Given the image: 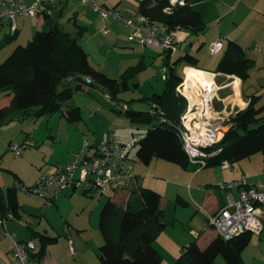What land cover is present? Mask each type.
Listing matches in <instances>:
<instances>
[{"label":"rangeland","instance_id":"rangeland-1","mask_svg":"<svg viewBox=\"0 0 264 264\" xmlns=\"http://www.w3.org/2000/svg\"><path fill=\"white\" fill-rule=\"evenodd\" d=\"M96 1L99 5L119 10L124 18L133 16L134 19H137L140 16L137 9L140 0ZM220 1L212 0L204 5L206 30L198 35L192 34L187 41L183 40L179 43L177 56L172 58L173 60L185 54H191L200 59L203 69L216 71L217 64L223 54L212 56L209 45L215 39L220 38L224 39L225 43L227 39L237 40L239 44L247 48L249 54L253 53L255 57H260L263 60L264 52L260 53L261 51L256 48L260 47L264 50V13L262 11L264 0L258 4H256L257 0H253L252 3L236 0L237 4L226 3L225 6ZM92 7L91 3L71 0L65 8L64 19L60 17L58 22L65 28H67L65 25L67 22L68 26L73 27L74 19L70 11L78 10V15L83 23L82 32L74 36L79 37L80 43L89 54L90 62L96 70L106 73L109 78L117 79V81L128 80L129 89L121 91L116 97H113L99 85L85 83L83 86L88 88L91 94L84 92L85 90L76 92L74 97L63 107L65 113L68 110V105L82 108L83 119L81 121L75 124L68 123L61 111L37 118L34 113L38 109H34L32 115H27L25 119L15 118L14 121L0 128V186L5 193L6 203H8L7 190L10 186L14 187L17 184L24 186L16 189L18 203L22 206L23 219L21 221L8 220V232L15 235L16 238L26 240L29 239V227L33 229L47 228L50 229L49 233L58 237L59 240L58 244H52L47 248L46 263L36 262L34 264H101L99 248L103 245L104 239L99 231V217L102 205L107 202L110 196L115 195L114 192L110 191L103 195L100 193L85 195L83 194L84 187L80 186L73 195L72 188H65L58 195H55V189L43 190L37 194L27 192L26 187L37 185L36 183L42 177H51L57 167L66 165L73 160L75 155L82 151L86 139L91 146L90 152H92L96 144L102 145L111 140L127 143L131 139L140 138L141 130L144 127L138 128L131 124L125 113L126 106H130L134 111H149L151 104L140 99L151 96L159 90V87L165 85L162 78V69L165 66L163 58L150 49L142 53L139 46L131 44L127 39L129 31L124 22L110 18L106 25L109 33L103 32L102 17ZM231 8L234 9V14H231ZM37 22V19L31 18L18 20V27L22 28L20 30L22 34L19 35L18 40L3 48L0 53V64L17 46L26 45L32 39L33 34L39 30ZM52 23L54 22L52 21ZM255 26L263 29L261 36L255 34ZM27 29L32 32L28 38L23 35ZM13 35L15 34L10 31V27H6L0 33V42L9 40ZM139 65H141V71H137ZM257 81L258 73L255 70L254 76L247 80L245 88L248 90L254 87L255 91L257 90L261 106V104L264 105V87H261L264 83L258 84ZM134 82L139 83L138 88ZM76 84L66 81L60 89ZM1 104L2 101H0ZM228 120L229 118L226 121ZM228 129L229 123L226 122L219 133L224 135ZM222 134L218 135L220 140L223 137ZM12 145L20 146L21 155L19 157L15 155ZM137 149L136 146L135 152ZM136 165L140 168H137ZM232 166L243 170L249 182L260 180L264 182V154L254 155ZM133 167L140 181H145L146 188L150 187L147 186L149 184H154L150 187L154 189L158 186H167L168 193H163L165 201L174 202L178 194L188 199L190 194L187 182L183 178L187 176V172L182 170L181 166L166 160L154 159L150 165L134 161ZM10 170L17 173L23 181L17 179L14 174L9 172ZM179 171L181 172L179 173ZM203 171H214L220 178L230 173V171L222 170V167L206 168ZM157 179L161 182H156ZM218 183L217 181L210 185L209 189L214 192L222 191L221 185L224 183ZM156 184L157 187H155ZM178 184H181L183 189ZM53 195L55 197L51 201L52 206H47V198ZM260 206L264 209V205ZM168 212L171 215V219H169L171 221L174 212L172 210ZM173 215L177 218V223L167 227V232H169L164 231L157 238L164 244H170L172 238L177 235H182L188 243L193 242L195 234L190 231L193 230L200 237V233L211 228L208 226L203 212L195 205V201H192L189 208L178 207L176 214ZM207 238L206 234L199 238L198 242L205 244L208 241ZM10 241L9 238L0 239V264H6L8 256L6 252L7 248L11 246ZM158 243L155 242L164 254H162V264H175L180 253L173 259L170 251L159 246ZM188 243H184V245ZM36 244L39 247L40 241L37 240ZM72 247L76 248V251H73ZM183 250L181 249L180 252ZM243 258L246 264H264V233L260 237L253 236V241L243 252ZM50 260L54 263H50ZM217 262L218 264H227L222 256L218 257Z\"/></svg>","mask_w":264,"mask_h":264},{"label":"trees","instance_id":"trees-1","mask_svg":"<svg viewBox=\"0 0 264 264\" xmlns=\"http://www.w3.org/2000/svg\"><path fill=\"white\" fill-rule=\"evenodd\" d=\"M208 1L210 0H184L183 5L172 6L170 0H143L139 5V14L148 17L152 22L164 23L171 28L180 27L198 35L206 30L207 25L204 13L196 6ZM167 8H171L172 12L165 13ZM14 41L16 36L1 41L0 53ZM162 55L169 69L165 79V91L162 94L155 93L147 99L142 98L151 104L149 111H134L126 106L125 113L131 123L146 128L143 136L134 139L135 147H138V161L149 165L156 158L188 168L192 163L185 153L181 116L186 112L188 102L176 91L182 82L177 69L184 65L197 68L200 59L185 54L178 57L172 65L168 63L171 53L162 52ZM253 65L254 60L248 58L246 50L239 43L227 40L217 71L228 76H238L245 81L250 77L249 72ZM86 78H90L91 83H87ZM66 81L77 84L60 89ZM85 83L99 85L113 97L130 87L128 80L117 81L96 70L77 37L65 33L57 26L36 32L26 45L17 46L0 64V93L12 95L11 103L0 108V128L15 118L25 119L27 115H32L34 109H38L34 113L37 118L61 111L68 123L79 122L82 119L80 107L68 105L66 113L63 107L76 92L84 90ZM259 98L252 97L246 109L229 119L232 128L224 132V136L213 147L207 149L210 152H220L208 159L205 165H196L197 169L221 167L224 162L231 165L254 155L264 154V105L257 106ZM17 188V185L8 188L6 203L5 193L0 187V218L11 211L15 220L20 218V206L15 197ZM77 189L73 187L72 193ZM88 193L83 190V194ZM114 197L110 196L102 205L99 217V231L104 239L99 248L101 264H162L163 255L155 247V240L169 223L166 222V213L161 208L160 192L140 188L139 191H134L124 206ZM173 203L176 208L190 205L181 196ZM174 219L173 217L170 222ZM254 235L252 232H244L236 238L225 240L218 234L203 247L195 240L184 247L175 264H218L219 256L227 264H245L243 252L251 244ZM38 236L34 235V238H39L41 249L34 258L42 261L46 247L57 244L58 238L45 234Z\"/></svg>","mask_w":264,"mask_h":264},{"label":"built area","instance_id":"built-area-1","mask_svg":"<svg viewBox=\"0 0 264 264\" xmlns=\"http://www.w3.org/2000/svg\"><path fill=\"white\" fill-rule=\"evenodd\" d=\"M59 0H0V25L7 21L10 31L14 34L18 30L17 23L20 17L35 18L50 11ZM91 3L92 8L98 11L104 23L105 33H109L106 23L112 18L124 22L127 26L129 40L141 46H155L162 52L174 53L177 51L178 38L183 31L180 27L171 28L164 23H155L148 17L140 14L137 19L124 18L119 10L110 9L99 5L96 0H82ZM172 6L183 5L184 0H170ZM165 13H171L167 8ZM225 49L224 39H216L209 45L211 55H219ZM168 67L162 69V77L168 76ZM86 78L87 83H91ZM184 84L179 85L177 93L184 95ZM210 98L203 103L195 105L191 114L182 117V139L185 153L192 164L203 166L208 159L217 156L219 150L210 152L207 149L213 147L218 141L219 132L227 119L221 117H210L207 114L212 110L211 92ZM15 155H21V148L12 145ZM135 149V140L120 143L111 140L102 145H95L92 152L88 140L85 141L82 151L78 152L74 159L66 165L56 168L51 177H42L34 188L26 187L27 192L41 193L43 190L55 189V195L61 193L65 188L84 187L89 193L105 194L110 191H121L133 187L136 175L133 167L132 154ZM230 163L224 162L223 168H230ZM17 187H24L19 186ZM221 188L226 192L224 206L216 213L209 215V225L213 227L225 240L236 238L244 232H252L261 235L264 231V222L261 218L260 205L264 204V183L262 181L249 182L240 179L224 183ZM241 189L239 197L236 198L233 190ZM55 195L47 198L46 205L52 206L51 201ZM0 239L9 236L7 230L8 220H13L12 211L0 218ZM196 236V233H194ZM197 237V236H196ZM13 238V236H11ZM11 263L10 264H34V255L39 252L36 241H20L12 239Z\"/></svg>","mask_w":264,"mask_h":264},{"label":"crops","instance_id":"crops-1","mask_svg":"<svg viewBox=\"0 0 264 264\" xmlns=\"http://www.w3.org/2000/svg\"><path fill=\"white\" fill-rule=\"evenodd\" d=\"M142 1L143 0H140L138 2V4H137V7H138L137 9L138 10H139V5L141 4ZM153 1H156V0H153ZM210 1H212V0H210ZM239 1H241V0H238V2ZM242 1L245 2V3H246V1H248L249 3H252L253 2V0H242ZM261 1H263V0H257L256 4H258ZM70 2H71V0H59L57 2V4L56 5H53L51 7L50 11L47 12L46 14L40 15V16L35 17V18H31V19H37L38 20V22H37V27H39V30L38 31L48 30L51 27L57 26L58 28H60L65 33H70L73 37H76L74 35H76L77 33L82 32L81 28H82L83 23L81 21L80 16L78 15L79 14V11L78 10L77 11H75V10L70 11V13L72 14V18L74 19L73 27L72 26H68V22H67L65 24L67 28H65V26H62V24L60 22H58V18L61 17V19H64L65 8H67V6L70 4ZM220 2L224 6L226 5V3H231L233 5L237 4V1L236 0H221ZM206 3H204V4L201 3L200 5L196 6L197 8H199L200 11H202L204 13V20H205V9H204L205 7H204V5ZM231 9H232V13L231 14H234V12H235L234 9L233 8H231ZM262 11L264 13V9ZM23 18H26V17H20L19 19H23ZM69 18H70V16H69ZM129 18H133V16H130ZM52 21L54 23H52ZM263 21H264V18H263ZM7 23L8 22L5 21L4 23H2L0 25V33L6 27H9V24H7ZM106 25H107V23H106ZM17 26H18V23H17ZM125 26H126V24H125ZM20 30H22V28L19 29V27H18L17 32L15 33V35H13V36H16V40H18V38L20 37L19 35L22 34L20 32ZM127 30H129V29H127ZM254 30H255V34H259L258 36H261V34H263V29L262 28H259V27L256 28V26H255L254 27ZM185 31H187V30H183L181 32L179 38H178L177 51L174 52V53H171V58L169 59L168 63H170L172 65L178 59L177 58V59L173 60L177 56V53H178V48H179L178 44L181 43V42H183V40L187 41L190 38L189 36L192 35L189 31H187L186 33H185ZM31 34H32V32H30V30L27 29L26 32L23 35H25V37L28 38L29 37L28 35H31ZM129 34H130V31L128 33L127 39H128V41L131 44L136 45V46H139L141 48V50H142V53H145V51H148L150 49V51H153V53L155 52L156 54L160 55L163 58V62H164V65H165V57L162 55V51H160L155 46H141V45H139L136 42L130 41L129 40ZM77 38L79 39V37H77ZM227 40H226V43H227ZM232 40H234V39H232ZM235 41L237 42V40H235ZM226 43H225V47H226ZM244 49L247 52V48H244ZM256 49H258L259 51H261L260 53L264 52V50L261 49L260 47H257ZM253 51H255V50H253ZM255 52H258V51H255ZM221 54H223V53H221ZM212 56H216V55H212ZM247 56H248V58L254 60V63H255V65H253L252 69L249 72L250 77L247 80L251 79V77L254 76V74H255V70H257V73H258V81H257V83L258 84L264 83V58L262 60V58L255 57V55L253 53L249 54L248 52H247ZM144 58H145V56H144ZM171 59L173 60L172 62H171ZM91 65L95 68V66L92 63H91ZM217 65H219V64H217ZM187 68H190V66H185L184 65V66L178 67V69H177L178 75L182 78L181 84H184V86H185V89L183 90L185 92L184 95H182L180 93H178V94L182 95L187 100V102H188L187 110H186V112L183 115H185L187 113L191 115L192 111H190V110H193V108L195 107V105H198L199 103H203V100L207 99V97L209 96V92L208 91H212L210 95H211V97H213V99H212V110L211 111H208L206 115H208L210 117H214V118L221 117L222 119H224V118L225 119H228V118L230 119L232 116L236 115L239 111H241V110L243 111L244 109H246L248 107V105H249L250 100H251L252 97L255 98V97H258L259 96L258 92H256L257 90L255 91V88L254 87H251L250 89L246 90L245 85H246L247 80L244 81V80H242V78H239L238 76H235V75H229L228 76L227 74L218 73L217 70L216 71H208V70H205V69H203L201 67V61L199 62V66L197 68H195V67H193V68H195L197 70H200V71H202V72L205 73V77L208 80H210V82H211V87H208L207 86V87H205V89L204 88L200 89V88L190 87L189 89H186L187 88V85H186L187 84V78H186L185 70ZM141 70H142L141 65H139L138 68H137V71H141ZM102 73H104V72H102ZM104 74L107 75L106 73H104ZM164 84H165V80H164ZM134 85L137 88L139 87V83L138 82H134ZM261 87H264V84L261 85ZM83 89L85 90L84 92H88L89 94H91V91L88 88H86V87L83 86ZM158 89L159 90L155 91L153 94H155V93L156 94H162L163 91H165V89H166V84L163 87H159ZM186 90H188L189 92H187ZM254 92H255V94H252ZM204 93H205V95H204ZM151 96H148V97L145 96L143 98H146L147 99V98H150ZM205 96H206V98H203ZM11 97H12V95L11 96H8L7 93H0V101H2V104L0 105V108L1 107H5V106H8L11 103V100H12ZM208 98H210V96ZM140 100H142V98ZM241 102H243V103L241 104ZM260 103H261L260 100H258L257 106H260L259 105ZM70 106H74V105H70ZM81 111H82V108H81ZM234 112H235V114H234ZM183 115H181V116L183 117ZM82 119H83V113H82ZM226 122H229V120L228 121H225V123ZM72 124H75V123H72ZM131 124H133V123H131ZM137 127L138 128H141L139 126H137ZM229 127H230L229 129L232 128V124H230V122H229ZM144 133H146V128L145 129L143 128L141 130V136H143ZM220 134H222V133H220ZM96 145H98V144H96ZM135 149H136V147H135ZM135 149H134V152L132 154L133 162L134 161L135 162H140L137 159V155H136L137 153L135 152ZM232 165H234V164H231L230 168H223L222 165H221L222 170L230 171V173L228 175H226L227 177L224 176L222 178H220L217 175V173L214 172V171H203L206 168L197 169V166L196 165H193V164H190V166L188 168H183L181 166L182 170H184V171L187 172L186 173L187 176H185L183 178H184V181L187 182L186 185L188 187V190H189L188 193L190 195L188 196V199L189 200L187 198L183 197L180 194L177 195V198L179 196H181L184 199H186L187 201H189L190 205L188 207H186V208H189L191 206V204H192V201H195V205H197V207H199V209L201 210V212H203V214L205 216V220H206V222H207V224H208L209 227H210V225H209V215L218 212L224 206V203H225L224 200H226V192H225V190L222 189V191L220 190L219 192H214L211 189H209V186L217 183V181L220 184H222V183L227 182V181H235V180H240V179H247L246 176H245V172L243 170H238L237 167L234 168ZM137 166L138 165H136V167ZM137 168H140V167H137ZM209 168H217V167H209ZM9 172H12V171L10 170ZM147 172H149V171H147ZM180 172L181 171H179V173ZM12 174H14L16 176V178L19 179L20 181H23L22 178L17 173L12 172ZM135 175H136V180H135V183H134V185H133L132 188L126 189V190H121V191H115L116 194L114 195L115 196L114 198L121 205H123V206H124V204H126V202L134 194V191H139L140 188H146V186H144L145 185V181H140V178L136 174V172H135ZM222 180H223V182H220ZM260 181H262V180H260ZM151 182L153 183V181H151ZM156 182L159 183L161 181H159V179H157ZM153 185L154 184H149L147 186L152 187ZM178 185H181V184H178ZM150 187H147V188L156 190V191L160 192V194H161V197H162V202H160L161 203V208L166 213V219H165L166 222L169 223V225L167 227L175 225L178 220H177V218H175V216L173 214L174 213L176 214L178 207L176 208L173 202L165 201L164 200L163 193L164 192L165 193H168L166 191L167 190V186L164 185V187L163 186H158L157 187V184H156V186H155V187H157L156 189L150 188ZM10 188H11V186H10ZM136 188H138V189H136ZM182 189H183V186H182ZM181 191H184V190H181ZM240 191H241V189H239V188H236V189L233 190V194L235 195L236 198L239 197ZM72 195H73V193H72ZM17 196L18 195H17V191H16V196L15 197L18 198ZM17 202H18V199H17ZM18 205H19V203H18ZM21 208H22V206H20V210H19L20 218L16 219L17 221H21L23 219V216H22V213H21ZM181 208H183V207H181ZM259 209H260L259 212L262 213L261 214V218H262V220L264 222V209L261 208V206L259 207ZM169 210H172L174 212L172 214V219H173V217L175 219L172 221V223L169 220V219H171V215L168 212ZM26 227L28 228V226H26ZM167 227L164 230L165 232H167V230H168ZM211 228L208 229V230L206 229L203 233H200V237H199V234H196L197 237L195 236V240H197V241H198L199 238H202L206 234L208 236V238H207L208 241L205 244H202V243L198 242L201 247L209 244L212 239H214L215 237L218 236V232L213 227H211ZM7 230H8V227H7ZM28 230H29V233H28L29 234L28 235L29 239H26L25 240V239L16 238L15 235H13V234H11L9 232H8L9 233V236H6L4 238H9L11 240L10 243H11V246H12L13 245L12 244V239H14V238L15 239H18L20 241H29L31 239H34L35 241H37V240H39V238H34V235H37L38 236L39 234H45L47 236L50 235V237H54V236H52V233H49L50 232V229H47V228L33 229V228L29 227ZM190 232H192L194 234V231L193 230L190 231ZM263 233H264V231H263ZM178 234H180V233H178ZM261 235H256V236H259L260 237ZM11 236H13V238H11ZM156 241L159 242L158 243L159 246L165 247L166 249H168V251H170L171 255H173V259H174V257H176V255L178 256L179 253H180V255L183 253V251L182 252H180V251H181V249H184V247L186 246V245H184V243H188V242H186V240L184 239V237L182 235H177L176 237L172 238L170 244H164L162 242V240L161 241L156 240ZM58 243H59V240H58L57 244ZM189 243H192V242H189ZM11 246L7 248V252L6 253L8 254V256H7V261L5 262L6 264H10L11 263V257H10V255H11V248H12ZM49 246H51V245H49ZM49 246L46 247V250H47V248ZM155 247L161 253L163 252V251H161V249H159V247L157 246V244H155ZM38 248H39V251H40L41 244H40V246ZM71 249L73 251H76V248H74V247H72ZM46 250H45V257H43L44 259L42 261H39L37 258H34V263H36V262H38V263H41V262L46 263V260H47V258H46L47 257ZM180 255L178 257H180ZM244 262H245V260H244ZM50 263H54V262L50 260ZM245 264H246V262H245Z\"/></svg>","mask_w":264,"mask_h":264},{"label":"bare ground","instance_id":"bare-ground-1","mask_svg":"<svg viewBox=\"0 0 264 264\" xmlns=\"http://www.w3.org/2000/svg\"><path fill=\"white\" fill-rule=\"evenodd\" d=\"M185 74H186V78H187V84H186L187 88L186 89H189L190 87L200 88V89H202V88L205 89V87H207V86L211 87V82H210V80H208L205 77L204 72L197 70L191 66L190 68H187L185 70ZM186 91L189 92L188 90H186ZM204 95H205V93H204ZM203 98H206V96ZM189 117L192 118L193 114L189 115Z\"/></svg>","mask_w":264,"mask_h":264},{"label":"clouds","instance_id":"clouds-1","mask_svg":"<svg viewBox=\"0 0 264 264\" xmlns=\"http://www.w3.org/2000/svg\"><path fill=\"white\" fill-rule=\"evenodd\" d=\"M173 3H175V0H172Z\"/></svg>","mask_w":264,"mask_h":264},{"label":"water","instance_id":"water-1","mask_svg":"<svg viewBox=\"0 0 264 264\" xmlns=\"http://www.w3.org/2000/svg\"><path fill=\"white\" fill-rule=\"evenodd\" d=\"M178 6V5H177ZM230 128V127H229Z\"/></svg>","mask_w":264,"mask_h":264}]
</instances>
